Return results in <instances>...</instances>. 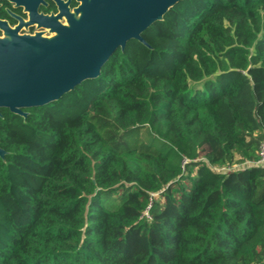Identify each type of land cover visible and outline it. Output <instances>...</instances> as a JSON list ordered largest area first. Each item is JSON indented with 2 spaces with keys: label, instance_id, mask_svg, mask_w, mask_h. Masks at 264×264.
<instances>
[{
  "label": "trees",
  "instance_id": "16d2710c",
  "mask_svg": "<svg viewBox=\"0 0 264 264\" xmlns=\"http://www.w3.org/2000/svg\"><path fill=\"white\" fill-rule=\"evenodd\" d=\"M143 37L0 109V264H264V167L215 169L264 139V0H181Z\"/></svg>",
  "mask_w": 264,
  "mask_h": 264
},
{
  "label": "water",
  "instance_id": "95a60500",
  "mask_svg": "<svg viewBox=\"0 0 264 264\" xmlns=\"http://www.w3.org/2000/svg\"><path fill=\"white\" fill-rule=\"evenodd\" d=\"M181 0H81L54 35L10 32L0 37V109L26 118L28 108L59 99L96 78L131 39ZM0 115L1 111H0ZM6 151L0 147V157Z\"/></svg>",
  "mask_w": 264,
  "mask_h": 264
},
{
  "label": "flooded vegetation",
  "instance_id": "af4514ba",
  "mask_svg": "<svg viewBox=\"0 0 264 264\" xmlns=\"http://www.w3.org/2000/svg\"><path fill=\"white\" fill-rule=\"evenodd\" d=\"M81 0H0V37L43 33L54 35L57 24H65Z\"/></svg>",
  "mask_w": 264,
  "mask_h": 264
},
{
  "label": "built area",
  "instance_id": "2783aa9c",
  "mask_svg": "<svg viewBox=\"0 0 264 264\" xmlns=\"http://www.w3.org/2000/svg\"><path fill=\"white\" fill-rule=\"evenodd\" d=\"M258 157L255 160H248L243 163H235L233 165L217 166L215 169L227 172L236 168H246V167H264V139L261 141L258 149Z\"/></svg>",
  "mask_w": 264,
  "mask_h": 264
},
{
  "label": "rangeland",
  "instance_id": "374dc122",
  "mask_svg": "<svg viewBox=\"0 0 264 264\" xmlns=\"http://www.w3.org/2000/svg\"><path fill=\"white\" fill-rule=\"evenodd\" d=\"M206 148H208V145L206 146ZM194 159L195 160L204 159V152L201 151V148L199 146H196Z\"/></svg>",
  "mask_w": 264,
  "mask_h": 264
}]
</instances>
